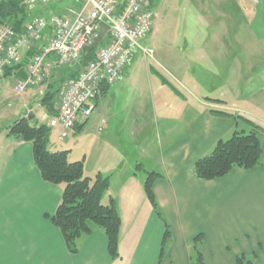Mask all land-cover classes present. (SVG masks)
<instances>
[{"label":"crops","instance_id":"obj_1","mask_svg":"<svg viewBox=\"0 0 264 264\" xmlns=\"http://www.w3.org/2000/svg\"><path fill=\"white\" fill-rule=\"evenodd\" d=\"M173 1L180 11L189 5L195 19L207 23L201 24L207 34L222 30L219 34L237 36L242 60L236 56L217 63L223 68L225 91L214 95L209 71L216 68L214 62H192L195 71L186 75L181 70L187 56L182 53L174 60L162 47L157 58L155 51L152 57L139 53L119 82L102 85L93 117L58 150L69 151L73 162L83 161L86 176L109 177L110 190L103 200L107 203L113 196L122 219L118 258L110 256L106 235L95 226L91 235L78 240V253L69 252L61 231L46 218L55 214L63 187L42 179L31 142L9 136V127L20 118L48 127L56 115L58 93L53 109L42 103L55 92L52 83L58 81L59 71L67 69L56 66L53 54L44 64L51 70L50 81L22 94L15 90L17 81L26 78L31 58L51 40L53 27L45 28L40 43L22 47V62L5 70L0 82V107L6 108V117L0 112V264H191L194 238L200 234L206 264H236L242 255L264 264V160L254 169L234 168L211 181L193 174L194 164L219 141L236 131L249 132L252 125L264 130V0ZM83 2L72 0L58 16L74 18ZM211 5L220 7L218 13ZM34 10H27L17 33L22 34L33 18L47 20L44 12ZM214 20L223 22L222 28L213 29ZM220 45L224 54L232 52L226 39ZM161 63L194 89L181 92L161 71ZM50 130L52 147L61 142L60 130ZM79 139L84 149L78 147ZM260 140L264 154V132ZM78 148L81 154L75 157ZM148 173L162 176L153 186L161 216L146 194ZM166 224L171 237L161 255Z\"/></svg>","mask_w":264,"mask_h":264},{"label":"built area","instance_id":"obj_2","mask_svg":"<svg viewBox=\"0 0 264 264\" xmlns=\"http://www.w3.org/2000/svg\"><path fill=\"white\" fill-rule=\"evenodd\" d=\"M27 10L38 5H49L62 0H18ZM152 0H84L74 18L53 16L49 21L33 18L17 33L10 21H0V82L5 70L22 62L20 49L43 40V32L50 25L53 35L31 58L26 68V78L16 83L17 94L28 88L46 84L51 70L44 67L47 56L53 54L58 68H69L80 63L85 47L98 37L100 25L106 23L110 30L100 49L94 50L93 59L79 71L77 77L65 81L58 94L56 115L48 121L50 129H59V139L67 140L76 128L89 120L97 109L103 84L119 82L124 71L139 53L152 57L154 50L144 47L154 24ZM104 40V41H105ZM102 131V128H99Z\"/></svg>","mask_w":264,"mask_h":264},{"label":"trees","instance_id":"obj_3","mask_svg":"<svg viewBox=\"0 0 264 264\" xmlns=\"http://www.w3.org/2000/svg\"><path fill=\"white\" fill-rule=\"evenodd\" d=\"M27 16V9L18 0L0 2V21L12 22L16 30ZM93 55L94 51L91 55L87 54L86 60L81 62L83 66L93 59ZM55 95V92L48 93L42 101L49 110L54 107ZM50 131L46 125H31L29 118H20L9 127V136L16 141L33 144L34 160L42 179L63 187L62 199L55 214L46 218L61 231L71 254L78 253V240L91 235L95 226L104 231L110 256L118 258L122 219L113 196H109L107 203L103 200L110 190L109 177L101 173L88 177L84 172V162L70 161L69 151H51ZM263 132V129L252 125L249 132L236 131L229 139L219 141L210 154L194 164L193 174L201 180L211 181L225 177L234 168L251 170L262 165L264 154L260 135ZM161 177L157 173H148L145 182L147 197L159 216L153 186ZM170 237L171 231L166 224L161 255ZM203 239L202 234L194 238L191 264H206L199 250ZM236 264H254V258L242 255L237 257Z\"/></svg>","mask_w":264,"mask_h":264},{"label":"rangeland","instance_id":"obj_4","mask_svg":"<svg viewBox=\"0 0 264 264\" xmlns=\"http://www.w3.org/2000/svg\"><path fill=\"white\" fill-rule=\"evenodd\" d=\"M152 1L153 3L151 5V8L155 13L153 30L147 38L141 41V45L144 47H148L150 45L153 46L156 58L158 57L157 50H159V47L163 48L162 50L164 51V54L167 53L166 56H171L170 60H174L175 56H179L180 53L187 56V60H184V68L183 70H181L183 72L186 71V75H189L195 71V69H190L192 62L196 64L202 61L214 62L216 68L209 70L210 72H212V75H214V85H212L216 94L214 92L213 93L214 95H218V93L220 94L221 92L225 91V89H222L223 68H219L217 63L223 61L231 62L235 59L236 56L237 58L235 60H238L239 57L242 60L243 54H239V52H237L238 43L237 36H234L235 33L231 32L230 35H223L219 34L222 30H216L215 34L217 35L212 36L206 33L207 29L205 28V24L207 23L203 20L202 22L196 20L194 13H191L188 8L189 5H182L181 7L183 8V10L180 11V6H176L173 0ZM71 2L72 0H62L46 6L38 5L35 8L34 13L36 14L38 12H44V17L47 19V21H49L53 16H58L60 13H62V8L67 4H70ZM210 7L214 10L212 11L215 13H218L216 11H218V9L220 8L216 5H211ZM223 8L225 7H221L220 12L223 11ZM222 23L223 22H221L220 20H214L212 22L213 29L222 28ZM201 24L205 27H202ZM199 31L201 32V34H198ZM224 39L227 40V42L229 43V47L232 48V52L229 54H224L220 50V44L224 41ZM106 42L107 40L100 44L98 49L103 47ZM92 53L93 51L89 52V55H91ZM247 58L248 57L246 56V59ZM161 65H163V67L161 66V71L181 92L186 93L194 89V87L187 82V79L176 75V72L172 71V69H169L167 65L163 63H161ZM81 67H83V63H77L76 66L59 71L58 81L54 80L52 83L53 87L55 88V93L59 94L58 90H60L59 88H61L62 84L65 82L64 80L72 78L76 71H78V69H80ZM62 81L64 82L62 83ZM207 86L212 87L210 85ZM58 100L59 98L55 103V107H57L58 105ZM5 111V107H0V112L2 113V115H4ZM2 115H0L1 119L5 116ZM79 140H81V142L79 143L78 147L84 149L82 139ZM60 141L61 142H57V144L53 145L52 147L50 146L49 149H51L52 151H58L63 149L64 147H67V145H65L66 140ZM80 154L81 149L78 148L76 150L75 157H80ZM70 161L73 162L75 160L74 158H71Z\"/></svg>","mask_w":264,"mask_h":264},{"label":"water","instance_id":"obj_5","mask_svg":"<svg viewBox=\"0 0 264 264\" xmlns=\"http://www.w3.org/2000/svg\"><path fill=\"white\" fill-rule=\"evenodd\" d=\"M109 30H110V27L106 23H102L100 25V31H99L98 37L94 40V42L91 45L84 48L83 56H82V59L80 60V62L85 61L87 58V54L89 52L96 50L99 47V45L104 42V40L107 37ZM73 65H75V64H73Z\"/></svg>","mask_w":264,"mask_h":264}]
</instances>
